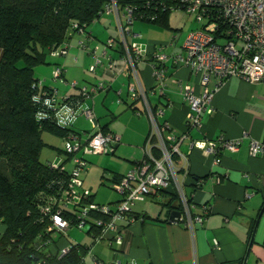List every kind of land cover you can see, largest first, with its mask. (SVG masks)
Instances as JSON below:
<instances>
[{"label":"built area","instance_id":"2783aa9c","mask_svg":"<svg viewBox=\"0 0 264 264\" xmlns=\"http://www.w3.org/2000/svg\"><path fill=\"white\" fill-rule=\"evenodd\" d=\"M121 2L109 0L100 12V16L104 13L115 16L116 37H109L104 43L96 42L90 46L89 43L94 38L87 30L78 28L76 32L85 35V40L78 41V46L91 56L89 72L99 76L98 81L81 86L77 82L67 83L64 68L55 64L52 66L51 81L77 88V95L61 96L57 89L44 84L42 80H37L32 85V100L37 108L36 119L51 120L61 129H67L61 137L64 142L62 157L57 162L47 163L60 174L47 184V188L53 193L42 195L38 200L39 213L49 221L47 232H52V236H63L69 228L74 227L92 235L95 243L106 240L108 245L115 246H122L124 243L126 229L122 223L133 222L132 208L136 202L144 197H157L170 186L177 192L181 203L178 222L193 232L195 223L202 224L206 220L207 208H203L202 214L193 213L195 204L193 201L189 202L190 197L185 191V176L180 179L177 170L185 171L188 159L180 153L178 146L189 131L201 127L204 114L213 112L211 85L215 90L232 77H239L252 84L264 83V0H132L120 4ZM173 10L184 11L193 16L199 25L186 35L182 44L183 53L168 55L162 51L164 47L172 45L176 36H172L169 43L161 44L158 50L152 52L134 41L139 37L131 28L135 21L154 22L163 13L169 14ZM68 41L51 49L50 55L56 58L66 56L70 48ZM109 50H114L118 55L112 56ZM144 59L152 60L154 86L151 93L160 97L165 95L167 62H173L176 67H185L200 75L199 85L203 90L199 94H195L194 88L188 84L178 85L188 103L186 132L180 137L173 135L170 125L161 120L164 108H153L148 99V92L143 88L139 76V63ZM118 75L133 79L128 87L130 98L142 103L151 129L146 144L142 147V159L118 180H113V188L121 198L112 207L94 203L91 200V190L83 189L81 181L82 174L88 168L87 156L109 154L120 143L121 138L114 132L102 131L93 107L82 108V105L104 90L106 82H111ZM77 118L91 123V130H72ZM241 141L242 138H221L218 144L213 141H196L191 146L218 156L223 149L238 150ZM248 144L249 156L257 157L264 153V144L258 140L251 139ZM153 149L159 154L156 155ZM175 155L181 158V168L172 159ZM199 183L197 181V185ZM212 242L218 248V241L214 239ZM46 244L47 242L44 246ZM72 246H76V242L69 241L61 247L59 257L68 253ZM91 259V264H120L118 260L108 262L94 259V256Z\"/></svg>","mask_w":264,"mask_h":264},{"label":"crops","instance_id":"0c3cea01","mask_svg":"<svg viewBox=\"0 0 264 264\" xmlns=\"http://www.w3.org/2000/svg\"><path fill=\"white\" fill-rule=\"evenodd\" d=\"M157 27L169 30V21L168 27ZM85 30L94 38L90 46L96 42L104 43L109 37L117 36L116 18L111 13H104ZM138 35L136 42L143 44L148 52L167 44L168 38L160 34L146 41ZM80 40H85V35L72 34L67 42L70 48L66 56L55 61L47 58L49 64L38 67V73H34L35 78L57 89L61 96L77 95L79 91L68 84L51 82L52 64L64 68L67 83L77 82L81 86L100 79L89 73L92 58L78 46ZM176 40L175 37V42L162 51L168 55L183 53V42L176 43ZM109 53L114 57L118 55L114 50ZM151 62V59H144L139 63L140 81L148 92L152 107L164 108L161 120L170 125L173 135L180 137L186 132L188 103L178 85L188 84L194 88L195 94H199L203 90L199 85L200 75L167 62L165 95L160 97L151 93L154 86ZM115 77L106 82L104 90L85 101L82 108L93 107L98 126L120 135V143L109 153L117 158L87 156V160L97 167L82 174V186L94 183L88 180L94 171L101 179L114 180L124 175L142 159V147L150 134V121L143 112L142 103L133 101L129 95L128 87L133 79L123 75ZM210 90L213 91V112L204 114L201 127L189 131L178 146L180 153L188 159L187 168L179 173L180 179L185 176V191L195 204L193 213L202 214L203 208H207L206 220L202 224L195 223L193 232H190L181 222L168 219L172 210L163 206L165 195L152 196L159 202L153 208L147 197L140 198L132 208L133 222L125 225L124 245L111 247L106 240L96 243L91 246L96 258L108 262L118 260L120 264H264V153L249 156L248 144L251 139L264 144V83L252 84L232 77L215 90L211 85ZM72 127L77 131L91 129L82 118H77ZM221 138H242V141L238 150L223 149L218 156L191 146L196 141L218 144ZM176 159V166L181 168V158L176 155ZM92 193L95 203L112 207L121 198L118 196L100 203L95 201V193ZM214 239L218 241V248L213 246Z\"/></svg>","mask_w":264,"mask_h":264},{"label":"trees","instance_id":"16d2710c","mask_svg":"<svg viewBox=\"0 0 264 264\" xmlns=\"http://www.w3.org/2000/svg\"><path fill=\"white\" fill-rule=\"evenodd\" d=\"M108 1L0 0V220L3 225L0 264H87L84 258L91 253L90 246L96 244L91 235V245L76 242V246L59 257L61 247L71 240L67 233L64 239L62 234L52 236V232H47L49 221L39 213L38 200L53 193L47 184L60 175L48 162L39 159L40 151L47 145L42 133L61 138L67 129H61L51 120L36 119L32 85L38 80L35 68L49 64L50 50L68 41L78 28L85 30L98 20ZM121 1L120 4L132 2ZM168 15L163 13L156 21L147 23L168 27ZM21 61L23 67H16ZM101 129L106 132L105 128ZM172 159L176 162V155ZM160 195H165L163 206L169 211L181 210L172 186ZM92 197L91 190L93 201ZM94 259L98 258L94 256Z\"/></svg>","mask_w":264,"mask_h":264},{"label":"rangeland","instance_id":"374dc122","mask_svg":"<svg viewBox=\"0 0 264 264\" xmlns=\"http://www.w3.org/2000/svg\"><path fill=\"white\" fill-rule=\"evenodd\" d=\"M168 21H169V30H160V28L157 27V24H152V23H147V22H141L139 20L135 21L133 27H131L134 31L135 34H140L142 37L141 39L146 41L149 40L151 37H155V35H159L162 37L168 38L166 40V43H169L171 41L172 36H176L177 42L176 43H181L185 40L186 35L191 31L199 27L198 23L195 21L194 17L191 15L186 14L184 11L180 10H173L169 13L168 15ZM106 22V20H104ZM136 41V39H135ZM175 42V41H174ZM102 43V42H100ZM48 54V53H47ZM49 60H54L57 58H51L50 55L48 54ZM54 64H52L53 66ZM16 67L22 68L23 63L18 62L16 64ZM38 67H45V65H39L35 68V74L38 73ZM46 73L45 71H43ZM90 73V72H89ZM93 75L92 73H90ZM51 81V80H50ZM52 82V81H51ZM88 122L87 120H85ZM89 126L91 123H89ZM87 126V125H83ZM92 128V126H90ZM76 128V127H75ZM78 130V129H75ZM91 130V129H90ZM88 131V130H87ZM42 140L47 144L42 148L40 151L39 159L42 163H47V162H57L60 158L62 157V150L64 149V142L61 140L60 137H57L55 135H52L48 132H43L42 133ZM58 148H61V151H58ZM96 158H117L116 156H113L111 154H99V155H93ZM99 166V165H98ZM97 167L95 163H88V168L87 169H92ZM88 170V171H89ZM128 172V171H127ZM126 173V172H125ZM89 181L94 182L91 185L86 183L83 189H91L95 193V201L96 202H106L110 199H116V197L120 196L113 188L114 182L111 179H101L100 175L98 172H92L91 176L88 178ZM187 193V192H186ZM149 204L153 207L158 206V201L155 200L153 197H147ZM3 231V225L0 220V233ZM68 238L73 241V242H78V243H85L90 245L92 243V238L91 235H88L86 231L84 230H79L77 228H69L67 235ZM91 247V246H90ZM92 247H91V254L85 258L86 262L92 263ZM94 255V254H93Z\"/></svg>","mask_w":264,"mask_h":264},{"label":"water","instance_id":"95a60500","mask_svg":"<svg viewBox=\"0 0 264 264\" xmlns=\"http://www.w3.org/2000/svg\"><path fill=\"white\" fill-rule=\"evenodd\" d=\"M180 217V212L178 210H172L170 212V217L168 218L171 222L177 223L178 218Z\"/></svg>","mask_w":264,"mask_h":264}]
</instances>
